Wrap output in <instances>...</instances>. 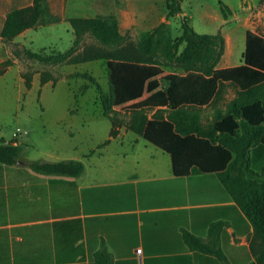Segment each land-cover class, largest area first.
<instances>
[{
  "label": "crops",
  "instance_id": "crops-1",
  "mask_svg": "<svg viewBox=\"0 0 264 264\" xmlns=\"http://www.w3.org/2000/svg\"><path fill=\"white\" fill-rule=\"evenodd\" d=\"M0 1L6 8L16 9L31 5L33 0ZM67 2L70 0H43L36 25L11 41L0 37V50L6 43L24 44L30 31L52 28L68 18L113 16L125 40L134 39L127 36L133 28L143 27L142 33L167 23L165 9L157 23L149 25L156 16L155 0H92L88 8L93 15L83 17L67 16ZM2 23L3 19L0 30ZM72 35L74 41L73 31ZM228 40L224 39L223 57ZM242 64L247 63L224 60L222 67L218 63L216 67ZM204 109L203 122L204 113L209 120L213 114L212 107ZM147 144L121 127L108 144L97 145L77 159L83 164L77 177H64L30 170L26 164L35 160L22 157L21 141L17 140L20 163H0V264H90L99 251L104 252L108 264L253 261L252 225L217 175L190 172L176 176L170 156ZM186 233L219 250L222 257L191 248L184 239Z\"/></svg>",
  "mask_w": 264,
  "mask_h": 264
},
{
  "label": "trees",
  "instance_id": "trees-1",
  "mask_svg": "<svg viewBox=\"0 0 264 264\" xmlns=\"http://www.w3.org/2000/svg\"><path fill=\"white\" fill-rule=\"evenodd\" d=\"M181 2L165 0L166 20L180 17L181 33L176 39L170 38L166 22L142 32L133 42L124 39L113 16L68 18L74 33L72 47L65 53H31L30 57L66 65L102 61L108 78L107 93L88 73L70 75L88 79L98 88L102 113L111 123L108 139L98 147L108 144L124 127L168 154L174 175L215 173L252 225L253 261L249 264H264V71L252 66L264 68V40L246 35L247 41L252 38L255 43L252 52L243 53L247 64L217 68L224 53L223 36L219 32L197 33L190 19L181 16ZM220 10L226 19L228 6L220 2ZM42 11L43 0H33L31 5L16 9H8L0 1V37L11 41L34 27ZM85 35L96 44L73 52ZM171 64L183 73L164 75L165 86L161 87L159 76ZM3 73L0 70V75ZM49 81L54 85L56 78L46 72L40 74L41 85ZM91 85L85 84L83 89ZM25 87L31 88L30 74H25ZM226 87L233 88L235 95L219 107L217 98ZM207 106L213 108V114L203 122L202 110ZM117 107L126 111V118L120 116ZM19 150L20 146L1 139L0 163L16 164ZM26 165L38 174L64 177H77L83 169L80 161L71 159L30 161ZM184 239L191 248L222 257L219 250L194 235L186 233ZM90 264H108V260L99 251Z\"/></svg>",
  "mask_w": 264,
  "mask_h": 264
},
{
  "label": "rangeland",
  "instance_id": "rangeland-1",
  "mask_svg": "<svg viewBox=\"0 0 264 264\" xmlns=\"http://www.w3.org/2000/svg\"><path fill=\"white\" fill-rule=\"evenodd\" d=\"M90 1L70 0L67 2L66 15H93V10L88 8ZM155 2V20L149 25H155L165 13V0ZM220 2L229 8L226 19L221 14ZM181 8L197 33L219 32L224 39L229 38L225 57L222 56L218 62L219 67L223 66L224 60L239 63L243 61L246 50L252 52L255 43L252 38L247 41L246 35H255L264 40V0H182ZM142 28L132 29L131 35H127L134 38L131 41L139 39ZM167 32L171 39L180 35L179 15L167 20ZM27 37L29 40L24 38V44L8 46L6 43L0 50V59L4 62L0 61V70L4 71L0 75V140L12 139V133L19 127L21 134L17 139L21 141L24 159L47 162L81 159V155L108 138L111 123L102 113L97 86L91 85L88 79L70 78V75L88 73L101 91L107 93L109 85L105 66L102 61L66 65L30 57L31 53L48 56L67 52L73 42L68 22L30 31ZM95 44L91 36L85 35L73 52ZM45 72L56 78L54 85L51 81L40 84V74ZM170 72L183 73L174 64L164 67L159 76L161 87L165 86L163 76ZM25 74L31 76L32 85L29 89L25 87ZM85 84L91 86L83 89ZM233 93L231 87L224 88L217 98L218 105L228 101ZM117 110H120V116H126L123 108ZM203 120H209L205 113ZM147 146L152 148L149 144Z\"/></svg>",
  "mask_w": 264,
  "mask_h": 264
},
{
  "label": "built area",
  "instance_id": "built-area-1",
  "mask_svg": "<svg viewBox=\"0 0 264 264\" xmlns=\"http://www.w3.org/2000/svg\"><path fill=\"white\" fill-rule=\"evenodd\" d=\"M21 134V129L20 128H16V130L12 133V140L10 141L12 144L16 145L17 144V138L18 135Z\"/></svg>",
  "mask_w": 264,
  "mask_h": 264
},
{
  "label": "water",
  "instance_id": "water-1",
  "mask_svg": "<svg viewBox=\"0 0 264 264\" xmlns=\"http://www.w3.org/2000/svg\"><path fill=\"white\" fill-rule=\"evenodd\" d=\"M17 163H20V161H17Z\"/></svg>",
  "mask_w": 264,
  "mask_h": 264
}]
</instances>
